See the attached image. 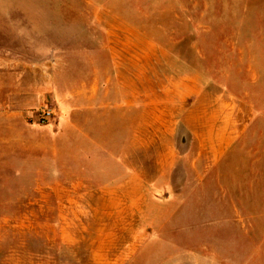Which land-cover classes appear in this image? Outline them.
Instances as JSON below:
<instances>
[{"label":"rangeland","instance_id":"rangeland-1","mask_svg":"<svg viewBox=\"0 0 264 264\" xmlns=\"http://www.w3.org/2000/svg\"><path fill=\"white\" fill-rule=\"evenodd\" d=\"M0 12V264H264V0Z\"/></svg>","mask_w":264,"mask_h":264},{"label":"crops","instance_id":"crops-1","mask_svg":"<svg viewBox=\"0 0 264 264\" xmlns=\"http://www.w3.org/2000/svg\"><path fill=\"white\" fill-rule=\"evenodd\" d=\"M8 13L0 12V19L7 18ZM6 28L0 26V100L5 99L7 89L5 87V78L9 77L12 82L18 81L21 79V76L28 77L31 74V71L22 70L23 67H28L27 64H23L21 59H16L15 57L5 56V51H11L17 49L13 44L8 45L5 39ZM13 48V49H11ZM20 49V47H18ZM18 70V71H17ZM18 77V78H17ZM26 80V79H25ZM12 91L18 93V96H21L23 89L21 86L18 88L17 85H13ZM1 102V101H0ZM21 111L19 108L15 107H6L3 103L0 104V134L6 130L7 123L14 120L17 116H20ZM10 124V123H9ZM6 139L0 135V146L5 143Z\"/></svg>","mask_w":264,"mask_h":264},{"label":"built area","instance_id":"built-area-1","mask_svg":"<svg viewBox=\"0 0 264 264\" xmlns=\"http://www.w3.org/2000/svg\"><path fill=\"white\" fill-rule=\"evenodd\" d=\"M41 115L43 119H49L53 115V110L51 108H44L41 110Z\"/></svg>","mask_w":264,"mask_h":264}]
</instances>
